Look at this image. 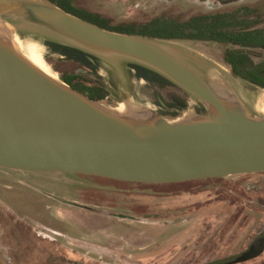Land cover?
Wrapping results in <instances>:
<instances>
[{
    "label": "rangeland",
    "instance_id": "374dc122",
    "mask_svg": "<svg viewBox=\"0 0 264 264\" xmlns=\"http://www.w3.org/2000/svg\"><path fill=\"white\" fill-rule=\"evenodd\" d=\"M78 1L85 9L112 17L114 23L145 22L163 12L187 18L200 12L264 3ZM14 29L22 45L38 54L59 80L64 73L78 74L90 82L97 76L107 93L99 102L107 108L124 106L125 113H156L168 121L199 114L203 108L177 88L158 89L135 77L128 59L95 55L94 75L51 52L46 42H62L59 38L35 29ZM159 41L214 84L220 82L231 89L248 114L264 116V90L251 89L233 76L223 58L225 45L195 40ZM173 95L187 101L186 110L177 118L165 114L166 106L159 101V96L166 102ZM120 213L129 217H120ZM6 221L20 228L11 236L10 246L0 243V251L13 252L0 256V264H205L239 253L264 231V173L149 184L0 167V222ZM240 264H264V253Z\"/></svg>",
    "mask_w": 264,
    "mask_h": 264
},
{
    "label": "water",
    "instance_id": "95a60500",
    "mask_svg": "<svg viewBox=\"0 0 264 264\" xmlns=\"http://www.w3.org/2000/svg\"><path fill=\"white\" fill-rule=\"evenodd\" d=\"M3 23L148 67L199 101L205 114L168 121L118 113L33 65L0 26V167L149 184L264 173V116L248 114L231 89L168 45L103 29L45 0H0ZM263 249L207 264L243 261Z\"/></svg>",
    "mask_w": 264,
    "mask_h": 264
},
{
    "label": "trees",
    "instance_id": "16d2710c",
    "mask_svg": "<svg viewBox=\"0 0 264 264\" xmlns=\"http://www.w3.org/2000/svg\"><path fill=\"white\" fill-rule=\"evenodd\" d=\"M45 1L103 29L119 33L155 40H195L223 44L225 45L223 58L233 76L246 82L247 87L251 89L264 90V3L200 12L187 18L163 12L145 22L114 23L112 17L93 9L80 7L76 0ZM46 44L51 52L80 64L96 75L94 55L54 40H48ZM130 67L134 69L135 77L146 80L155 88H177L187 95L169 79L148 67L134 62H130ZM95 79L99 81L90 82L75 73L61 75V80L71 87L93 100L101 101L107 93L100 79L97 76ZM159 101L166 106L165 114H169L172 118H177L187 108V101L179 96L173 95L166 102L159 96ZM198 113L205 114V108H201ZM204 179L215 178L206 177L197 180Z\"/></svg>",
    "mask_w": 264,
    "mask_h": 264
},
{
    "label": "flooded vegetation",
    "instance_id": "af4514ba",
    "mask_svg": "<svg viewBox=\"0 0 264 264\" xmlns=\"http://www.w3.org/2000/svg\"><path fill=\"white\" fill-rule=\"evenodd\" d=\"M76 1H77V5L80 6L79 5V1L78 0H76ZM54 199H56V198H54ZM56 200H58V199H56ZM19 228L20 227L18 225H16L13 222H10V221H6V223L5 222L4 223L0 222V243H2L4 245H7V246H10L12 241H13V240H11V236H13L14 233L16 234V232L19 230ZM66 233H68V232H66ZM261 246H264V231L260 232L256 236H254L252 238L251 242L248 244V246L244 250L240 251L239 253L231 254L228 257L236 256V255H239V254H241L243 252H247V251L249 252L250 250L253 251V250H256L257 248H260ZM12 253L13 252L0 251V256L12 255ZM263 253H264V249L257 256L247 258V259H245L243 261H238V262H233V263H228V264L245 263L247 261L259 258ZM216 261H220V259L214 260V261H211V262H216ZM208 263H210V262H208ZM205 264H207V263H205Z\"/></svg>",
    "mask_w": 264,
    "mask_h": 264
},
{
    "label": "bare ground",
    "instance_id": "6f19581e",
    "mask_svg": "<svg viewBox=\"0 0 264 264\" xmlns=\"http://www.w3.org/2000/svg\"><path fill=\"white\" fill-rule=\"evenodd\" d=\"M0 26H1V30L11 39L12 44L14 45V47L16 48V50L22 56H24L28 61H30L33 65H35L36 67H38L40 70H42L46 74L50 75L54 79H58L57 75L55 73H53L48 68V66L46 65V63L43 61V59L38 54H36L30 48L22 45V43L18 40V38L15 35V29H14L13 26H11L10 24H7V23H3ZM217 83H219L218 85H222V83H220V82H217ZM263 110H264V107H263ZM115 111H117L118 113H125V107L124 106H121L118 109H116Z\"/></svg>",
    "mask_w": 264,
    "mask_h": 264
}]
</instances>
